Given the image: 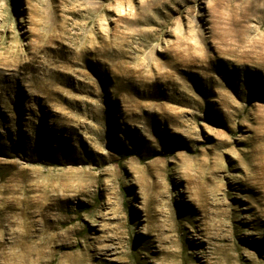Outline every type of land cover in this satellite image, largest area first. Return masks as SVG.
I'll list each match as a JSON object with an SVG mask.
<instances>
[{"label":"rangeland","instance_id":"obj_1","mask_svg":"<svg viewBox=\"0 0 264 264\" xmlns=\"http://www.w3.org/2000/svg\"><path fill=\"white\" fill-rule=\"evenodd\" d=\"M0 102V264H264V0H0Z\"/></svg>","mask_w":264,"mask_h":264},{"label":"bare ground","instance_id":"obj_2","mask_svg":"<svg viewBox=\"0 0 264 264\" xmlns=\"http://www.w3.org/2000/svg\"><path fill=\"white\" fill-rule=\"evenodd\" d=\"M1 103V102H0ZM8 103V102H7ZM11 103V102H10ZM3 106V105H2ZM28 106V105H27ZM8 107V106H7ZM11 109V108H10ZM25 109L27 110L26 106ZM6 110V109H5ZM8 110V109H7ZM4 111V110H3ZM14 111V110H13ZM5 112V111H4ZM23 112V111H22ZM15 116V115H14ZM22 119L24 123H27L28 121V117H27V112L22 113ZM18 126V121L15 120H11L9 122L5 121L3 115L0 113V132L3 131L5 132L4 135V139L5 140H10L13 145H16L18 141L21 140V136L19 135H14L13 130L15 129V127Z\"/></svg>","mask_w":264,"mask_h":264}]
</instances>
